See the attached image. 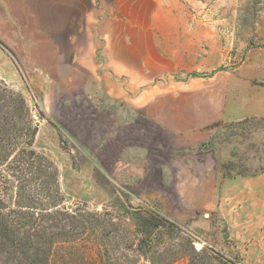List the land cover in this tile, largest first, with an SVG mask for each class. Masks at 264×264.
<instances>
[{"label":"rangeland","instance_id":"1","mask_svg":"<svg viewBox=\"0 0 264 264\" xmlns=\"http://www.w3.org/2000/svg\"><path fill=\"white\" fill-rule=\"evenodd\" d=\"M199 1L181 0L202 17L188 26L216 32L199 43L201 63L180 66L137 92L119 75L108 86L121 92L113 97L103 80L67 75L75 42H103L95 32L103 0H0V83L30 106L37 127L32 161L39 166L38 155L45 157L58 173L62 198L40 193V206L79 208L102 221L65 252L58 248L64 256L56 255V264H264V0L195 6ZM120 3L129 18L122 15V26L145 16L141 0ZM106 56L95 51L98 60ZM157 84L169 87L157 103L194 111L193 123L187 115L179 125L189 135L142 117L145 108L137 103ZM85 91H95L96 108ZM127 161L132 164L120 169ZM16 174L0 165V193L9 204Z\"/></svg>","mask_w":264,"mask_h":264},{"label":"crops","instance_id":"2","mask_svg":"<svg viewBox=\"0 0 264 264\" xmlns=\"http://www.w3.org/2000/svg\"><path fill=\"white\" fill-rule=\"evenodd\" d=\"M120 1L103 0L101 3L103 7L96 9L100 20L98 26L95 27V32L103 38V42L99 45L98 42H91L88 38L75 42V46L72 47L76 51L73 56V69L68 72V79L73 80L72 76L79 72L91 81L103 80L107 84L105 85L107 94L121 97V92L108 90V86L113 84L115 77L126 74L128 81L132 83L129 91L137 92L143 83L153 82L164 75H169L170 72L178 70L180 66H185L187 63L197 65L202 58L201 48L198 47L203 40V35L216 33L212 30L213 27L188 26V21H195L198 24L202 17H199L198 12H196L198 16L188 13L181 0H141L144 4H140L139 10L144 11L146 7L145 16L137 17L135 21L130 18V23L122 26L121 17L124 14H120L119 9L124 12L125 7H121ZM206 4L207 0H200L197 5L194 3L199 7ZM124 16L125 19H129L126 15ZM212 40L215 39H210L207 43ZM55 46L57 51L62 50V47L57 44ZM100 48L107 55L103 60L95 58V51ZM99 67L102 70H99ZM55 72L62 74L58 68ZM144 92L146 100L137 103L139 108H145L146 116H142L144 119H153L154 124L164 131L184 129L189 135L191 129L179 125L186 122L190 116L192 118L189 122L193 123L194 111L191 110L188 115L184 109H181V105H177L176 111H172L170 106L156 102L157 98L165 96L163 93L169 92L168 85L157 84L145 89ZM94 93L95 91L91 93L85 91L84 97L88 98L89 105L96 108L90 100L91 97L97 96ZM183 101L187 100L183 99ZM140 148L147 149L146 147ZM131 164L127 161L126 164L121 165L120 169Z\"/></svg>","mask_w":264,"mask_h":264},{"label":"trees","instance_id":"3","mask_svg":"<svg viewBox=\"0 0 264 264\" xmlns=\"http://www.w3.org/2000/svg\"><path fill=\"white\" fill-rule=\"evenodd\" d=\"M36 130L25 98L0 83V165L6 163L16 169L15 176L20 180L12 204L5 202L0 193V264H56V255L64 256L58 248L65 252L68 244L79 239L86 230L98 229L97 225L102 224L86 210L50 209L57 205L54 202L51 207L40 206V193L52 191L59 200L62 197L57 169L52 161L40 155L37 157L39 166L32 161L34 151L29 146ZM20 138L26 139L23 140L25 146L10 157ZM42 164V167L50 168V176ZM34 183L39 186H33ZM49 183L52 188L48 187ZM151 224L154 228L160 226L158 222Z\"/></svg>","mask_w":264,"mask_h":264},{"label":"water","instance_id":"4","mask_svg":"<svg viewBox=\"0 0 264 264\" xmlns=\"http://www.w3.org/2000/svg\"><path fill=\"white\" fill-rule=\"evenodd\" d=\"M226 237H227V233L224 234V238H226Z\"/></svg>","mask_w":264,"mask_h":264}]
</instances>
